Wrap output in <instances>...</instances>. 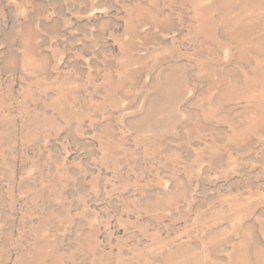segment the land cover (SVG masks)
Wrapping results in <instances>:
<instances>
[{
	"label": "rangeland",
	"instance_id": "rangeland-1",
	"mask_svg": "<svg viewBox=\"0 0 264 264\" xmlns=\"http://www.w3.org/2000/svg\"><path fill=\"white\" fill-rule=\"evenodd\" d=\"M0 264H264V0H0Z\"/></svg>",
	"mask_w": 264,
	"mask_h": 264
}]
</instances>
